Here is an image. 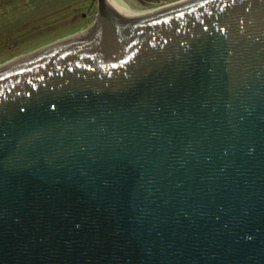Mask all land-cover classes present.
I'll use <instances>...</instances> for the list:
<instances>
[{
    "label": "water",
    "instance_id": "obj_1",
    "mask_svg": "<svg viewBox=\"0 0 264 264\" xmlns=\"http://www.w3.org/2000/svg\"><path fill=\"white\" fill-rule=\"evenodd\" d=\"M0 68V264H264V0H184Z\"/></svg>",
    "mask_w": 264,
    "mask_h": 264
},
{
    "label": "rangeland",
    "instance_id": "obj_2",
    "mask_svg": "<svg viewBox=\"0 0 264 264\" xmlns=\"http://www.w3.org/2000/svg\"><path fill=\"white\" fill-rule=\"evenodd\" d=\"M145 12L184 0H121ZM98 0H0V68L90 29Z\"/></svg>",
    "mask_w": 264,
    "mask_h": 264
},
{
    "label": "bare ground",
    "instance_id": "obj_3",
    "mask_svg": "<svg viewBox=\"0 0 264 264\" xmlns=\"http://www.w3.org/2000/svg\"><path fill=\"white\" fill-rule=\"evenodd\" d=\"M110 5L117 10L122 15L128 16V17H137L140 15H145L152 13L154 10L151 11H145V12H133L127 8V6L121 1V0H108Z\"/></svg>",
    "mask_w": 264,
    "mask_h": 264
}]
</instances>
